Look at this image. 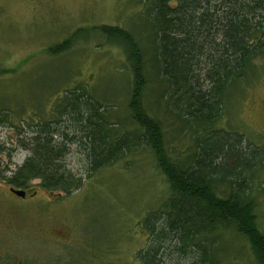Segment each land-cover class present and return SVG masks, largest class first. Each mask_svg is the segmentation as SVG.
<instances>
[{"label":"rangeland","instance_id":"rangeland-1","mask_svg":"<svg viewBox=\"0 0 264 264\" xmlns=\"http://www.w3.org/2000/svg\"><path fill=\"white\" fill-rule=\"evenodd\" d=\"M145 1L0 0V110L8 115L0 121V174H10L28 156L23 141L29 126L39 119L55 120L57 103L80 94V86L99 101V111L110 113V123L123 121L121 132L134 129L127 109L132 77L126 54L99 27L129 31L148 59L149 30L141 14ZM66 38L72 39L69 48L48 50ZM147 77V110L162 121L172 157L175 148L184 159L194 150L191 132L180 121L171 122L174 116L163 101L156 103L155 79ZM226 97L225 114L215 126L264 149V71L242 79ZM259 162L245 178L264 233V151ZM64 163L82 180L66 195L41 188L40 180L33 179L19 197L0 179V264H143L137 253L148 238L140 221L160 206L169 189L152 151L139 147L90 174L86 155L73 142ZM229 233L221 264H254L245 240Z\"/></svg>","mask_w":264,"mask_h":264},{"label":"trees","instance_id":"trees-1","mask_svg":"<svg viewBox=\"0 0 264 264\" xmlns=\"http://www.w3.org/2000/svg\"><path fill=\"white\" fill-rule=\"evenodd\" d=\"M141 14L149 30L148 59L129 31L99 27L126 54L132 77L127 109L134 129L121 132L123 121L110 123V113L99 111V101L80 86V94L57 103L55 120L29 126L23 141L28 156L10 174L1 171L0 179L24 190L39 179L41 188L66 195L82 185L64 163L70 143L81 146L90 174L147 146L169 189L140 221L148 238L137 253L141 262L221 264L224 235L231 232L245 240L254 264H264V233L245 178L260 164L264 149L215 126L225 114L226 95L245 77L264 71V0H146ZM71 42L66 38L48 50L59 53ZM148 74L159 91L156 103L162 100L174 116L171 122L180 121L191 132L194 150L184 159L174 147L176 157L169 153L165 127L144 103ZM7 116L0 110V121Z\"/></svg>","mask_w":264,"mask_h":264},{"label":"water","instance_id":"water-1","mask_svg":"<svg viewBox=\"0 0 264 264\" xmlns=\"http://www.w3.org/2000/svg\"><path fill=\"white\" fill-rule=\"evenodd\" d=\"M10 191L20 197H24L25 195V190H22V189H16V188L10 187Z\"/></svg>","mask_w":264,"mask_h":264}]
</instances>
